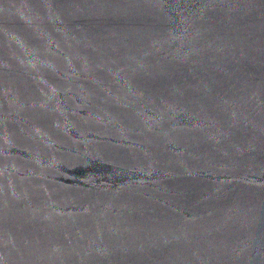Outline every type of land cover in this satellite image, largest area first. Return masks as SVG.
I'll list each match as a JSON object with an SVG mask.
<instances>
[{"label": "water", "instance_id": "obj_1", "mask_svg": "<svg viewBox=\"0 0 264 264\" xmlns=\"http://www.w3.org/2000/svg\"><path fill=\"white\" fill-rule=\"evenodd\" d=\"M0 264H264V0H0Z\"/></svg>", "mask_w": 264, "mask_h": 264}]
</instances>
